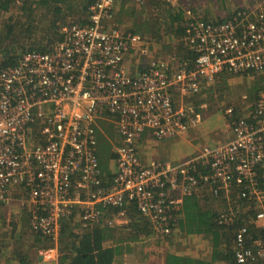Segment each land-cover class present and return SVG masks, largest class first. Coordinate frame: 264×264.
I'll return each instance as SVG.
<instances>
[{
    "label": "built area",
    "instance_id": "2783aa9c",
    "mask_svg": "<svg viewBox=\"0 0 264 264\" xmlns=\"http://www.w3.org/2000/svg\"><path fill=\"white\" fill-rule=\"evenodd\" d=\"M130 1L94 0L87 22L63 26L62 37L48 43L47 50H28L14 65L0 68V203L24 194L32 230L52 237L76 207L84 228L115 227L129 222L128 207L134 203L154 234L164 238L174 232L186 196L209 184L215 195L221 189L228 195L239 190L241 198L260 209L256 221L264 220L259 174L264 88L246 118L234 117L232 106L225 108L232 139L206 145L176 166L143 162L139 152L146 132L166 139L197 126L199 116L185 98L218 74L264 73L262 3L258 11L247 8L220 23L191 15L187 39L199 55L195 67L187 69L174 55L153 56L150 36L115 24L119 6ZM161 2L172 8L183 0ZM112 119L121 143L115 149L116 172L108 179L100 166L97 124ZM234 220V212L219 216L226 224ZM246 230L239 233V243ZM256 244L255 251H237L239 263L264 259V240ZM39 255L44 262L56 261L59 252L53 246Z\"/></svg>",
    "mask_w": 264,
    "mask_h": 264
},
{
    "label": "trees",
    "instance_id": "16d2710c",
    "mask_svg": "<svg viewBox=\"0 0 264 264\" xmlns=\"http://www.w3.org/2000/svg\"><path fill=\"white\" fill-rule=\"evenodd\" d=\"M93 1L94 0H0L1 14H7L12 10L18 9L17 14H11L8 18L3 19V27L0 28V68L14 65L19 60L22 53L28 50H47L48 43L62 37L61 29L63 26L72 22H87V8ZM161 1L162 0H155L154 2L160 5L162 4ZM184 2L186 4L190 1L183 0V4ZM244 10V8H237L234 12L232 11L230 14L223 17L216 16L214 20L208 17L204 18L220 23L232 18L238 11ZM84 14L85 17L80 19ZM129 14L133 15L134 11L129 12ZM169 16L171 17V24H173L172 30L170 31L172 36H170V38L176 40L175 42L172 41L170 45V48L174 50L172 55L177 57L180 62L184 63L187 69H192L195 67V60L199 52L191 47L189 39H187L188 34L186 28L189 20L186 19V25H183L184 17L182 11L177 14L171 13ZM41 26H43V31L46 29V35L43 36V38L39 37L37 33V28ZM143 30L149 31L148 33H152L154 36L158 35V30L155 31L152 30V28L150 30V27L144 29L142 26H138L135 31L143 32ZM157 38L160 39L158 36ZM230 76L231 75L227 73H221L216 80L219 81L222 79V83H225L226 86ZM209 90L211 91L212 88L210 87ZM258 90L254 92L256 98L260 93ZM250 93L253 94V91L250 90ZM210 94L211 92H209V95ZM198 111V108H196V112ZM234 114L236 117H240L237 109L236 112L234 111ZM200 166L199 163L198 167L203 170L202 172H206L204 171L205 169ZM259 174L264 186V178L262 179L261 176L264 175V167L259 168ZM106 176L109 177L108 179L112 177L107 173ZM208 185L209 184H207V187ZM235 191V193L238 194L239 190L236 189ZM211 196L218 204L219 211L210 209L212 206L209 207V202L206 204L204 198H199L196 193L186 196L184 205L179 209L177 214L178 217L180 212L183 211L185 217L179 219V223L177 219L178 224L174 232L164 238H158L154 234L150 222L140 214L134 203L128 207L129 222L124 226L110 228L107 224L102 223L99 225H92L82 234H79L74 231V216L71 215L62 220L61 231L57 237L44 236L33 231L30 224L32 215L29 208L30 205L24 204L22 208L24 209L25 215L22 217L19 216V218L22 219L24 224L27 223L29 225L31 233H29L28 236L35 234L37 236H34L37 238L31 245L27 244L26 246V243L22 241L23 235L16 234V228L13 227L10 238L15 239L16 248H13L12 256L18 264H35L28 250L36 252L38 248V250H40L54 246L60 254L58 256L59 260L57 259L58 264H120L118 261L123 259L124 261L122 264H136L135 262L137 261L134 256L132 257V254H130L133 253L132 243L146 239V237H155L159 241H164V239L167 238L171 240L175 231L177 229L181 230L183 227L185 228V233L188 235L205 234L207 238L211 240L212 248L209 258L194 257L189 254L176 253L168 249L169 251L166 253L164 264H245L238 262L237 251L241 248H251L255 251L257 250L256 240L261 238L264 240V226L260 227L256 223L257 213L260 209L250 207L244 211L243 208L240 207L239 210L236 205L238 204L241 206V203H243L245 199H239L236 195L232 194L228 195L224 189H221L218 195L211 193ZM15 200L22 204V202L25 201V195L20 194L15 199L11 197L8 202L0 203V206L4 208L6 206H13ZM116 210L117 209L114 208V212H116ZM225 212H234L235 220L227 224L220 222L219 216L221 213ZM2 217L3 219L5 218V216ZM243 227H247V230L243 233L244 242L239 243L238 235L243 232ZM22 232L25 235L26 230ZM3 236L4 235L0 234L1 241L4 239ZM106 241H111L112 244L104 245ZM128 260L131 261L128 262ZM250 262L256 264L257 259H249L247 264H250ZM257 264H264V259L259 258Z\"/></svg>",
    "mask_w": 264,
    "mask_h": 264
},
{
    "label": "rangeland",
    "instance_id": "374dc122",
    "mask_svg": "<svg viewBox=\"0 0 264 264\" xmlns=\"http://www.w3.org/2000/svg\"><path fill=\"white\" fill-rule=\"evenodd\" d=\"M190 1L188 3L183 4L182 6L172 7L168 8L164 2H162L161 6L157 5L154 1L146 2V4L138 5L135 0H132L129 2L128 5H122V10H118L115 14V24H118L121 28L129 29V30H136L138 26H142L144 29H147L150 27V30H158V35L154 36L152 33H148L149 31L143 30V32L135 31L138 33H141L146 36H150L151 38V45H152V55L153 56H163L168 57L171 56L174 52L172 48H170V45L172 44V41H176L175 39H171L170 31L172 30L171 24V17L169 14H177L182 11L183 17H184V23L183 25H186L187 20L190 18L191 15H199L201 14L203 17H208L209 19H212V15L218 14L216 16L223 17L225 15L230 14L232 11L234 12L237 8H250L256 6L258 3H260L259 0H187ZM263 3L264 7V1H261ZM18 10V9H17ZM16 9L12 10L10 13L7 14H1L0 13V28L3 27V19L8 18L11 14H17L18 11ZM134 11V14L130 15L129 12ZM188 11L190 13H188ZM118 13V14H117ZM208 15V16H207ZM79 17V16H76ZM85 14L80 17V19L84 18ZM187 19V20H186ZM70 20V18H69ZM46 29L43 31V26L37 28V33L39 37H42L46 35ZM138 30V29H137ZM37 36V34H36ZM157 36L160 38L158 39ZM45 41V40H44ZM46 42V41H45ZM132 60V61H131ZM146 60V59H145ZM129 61L132 63L134 61V58L130 57ZM215 78L214 82L210 84H205L203 86V89L198 93L195 94V96L191 97L190 99H187V106H196L198 108V112H201V110H204L205 108L211 109V104L214 102L215 104L217 102L221 101H228L229 106H233L238 101L241 102V99L244 98V92H247V90H252L253 92L264 88V73H253V74H246V75H237L233 76L231 75L229 78V81L231 82V85L224 84V87H222V79L216 80ZM220 82V83H218ZM212 88L210 91L209 88ZM209 92L211 94L209 95ZM207 93V96H206ZM225 94V96H224ZM209 97V98H208ZM205 98L209 99V107L206 106ZM193 101V102H192ZM211 103V104H210ZM203 105V107L201 106ZM250 106V105H249ZM248 106V107H249ZM254 105H252L253 107ZM228 107V106H227ZM234 107V106H233ZM248 107L246 108L248 110ZM226 115V114H225ZM241 115V114H240ZM238 116V115H237ZM226 118L228 120V117L226 115ZM214 117L211 118V122H213ZM224 124H220V126H223ZM97 126L98 128V155L100 151V164L102 168L109 167L110 162L108 160L105 161V156L109 154L111 143L112 145H117L118 139H119V129L115 122V119H112L108 121L106 124L104 120H99ZM197 127V126H196ZM231 130V128H230ZM188 132V131H187ZM102 138H104L103 142L101 143ZM110 140V141H109ZM111 142V143H110ZM172 142V141H171ZM204 145L200 148L201 150ZM177 149L182 151L181 155H187L189 152V148L183 144L180 143L177 145ZM200 152V151H199ZM175 160L181 159L183 156L175 155ZM173 161V160H172ZM196 194L199 196V198H204L205 203L209 202V207L212 210L219 211L218 204L214 201V198L211 196V192L209 188H200ZM207 195V196H205ZM249 204V203H248ZM6 206V205H5ZM14 206H6L1 207L0 206V234L6 235L8 238L10 237V234L12 233V228L15 227V233L16 234H22L24 233L22 231L26 230V235H29L30 228L27 223H23L22 219L19 218L22 217V211L14 208ZM253 207V205L249 204L248 207L242 206V208H245L246 211L248 208ZM2 216H5L3 219ZM13 224V225H12ZM258 226H262V222L260 224L257 223ZM185 230V228H183ZM177 229L174 233V235L171 237V240L164 239V241H160L157 243V238H147L140 240L138 242L132 243V254L131 256L135 258L138 264H157L161 260V257H164L167 253V251L171 250L174 252H177V250H181L186 252L187 254L190 253L192 249L196 250L195 248L200 247L198 250L200 252V255L202 257H205V253H209L207 251V246L209 248V244L205 241L206 238L204 235L201 234H194V235H188L184 231ZM29 237L36 239L33 235H30ZM201 238V239H200ZM261 238V237H259ZM15 239L10 240V243L7 239L8 247H11V249L16 248V244L14 242ZM27 244H32L30 242H27ZM10 244V245H9ZM208 244V245H207ZM169 249V250H168ZM30 257L33 258V260L37 259V256L35 255L34 251H29ZM39 254V250H38ZM129 255V254H128ZM127 255V256H128ZM207 256V255H206ZM131 260H128V262Z\"/></svg>",
    "mask_w": 264,
    "mask_h": 264
},
{
    "label": "crops",
    "instance_id": "0c3cea01",
    "mask_svg": "<svg viewBox=\"0 0 264 264\" xmlns=\"http://www.w3.org/2000/svg\"><path fill=\"white\" fill-rule=\"evenodd\" d=\"M259 1H260V3H258L256 6H254V8L250 7V9L258 11L259 8H260L262 0H259ZM122 5L123 4H121V6ZM121 6H119L118 9L122 10ZM262 6H263V3H262ZM216 15H218V14L212 15V18L215 19ZM229 75H232V74H229ZM219 76H220V74H218V76H216V78H218ZM233 76H237V75H233ZM231 82L232 81H227L226 84L227 85H229V84L231 85ZM224 84H223V87H224ZM262 88L259 89L258 91H261ZM254 92L252 94V93H250V90H247V92H244L245 93L244 94L245 95L244 98L241 99L242 103H239L237 101L236 104L233 105L234 107L232 106L235 112H236V109L239 111L238 115L240 117H245L246 118V116H249V114L254 109V106L252 107V105H255V102L257 100V98L255 97ZM193 96H195V94L190 96V97H188V98H185V100L187 101V99H190ZM206 96H207V93H206ZM224 96H225V94H224ZM209 101H210L209 99L205 98V103H206V106H208V107H209ZM229 104H228V101L226 102L224 100L221 101V102H217L216 104L213 102L211 104V109L210 108H205L204 110H201V112H196V108L194 106V112L196 114H198V116H199L198 118L200 119L199 123H198L197 127L195 126V127L189 128L188 132H186L182 136L166 138V139H156V138H154V136L152 134H150V132H146L143 135L141 141L139 142V147H140L139 148V152L141 154L143 162H146V163L149 162L150 163L153 160H161V161L167 162L169 165L176 166V165H179L181 162H183L186 159L196 157L200 153L199 152V151H201L200 148L204 145V143H205V145L213 146V145H215L217 143H222V142H225V141H227L229 139H232L234 135L232 133V130H230V125H229L228 120H227L226 115H225V108L227 106H229ZM201 106L203 107V105H201ZM247 107H248V110L246 109ZM195 113H193L194 116H195ZM212 117H214L213 122H211V118ZM234 117H236L235 114H234ZM104 121L107 124L108 121H110V120H108V121L104 120ZM222 123L224 125L220 126V124H222ZM103 140H104V138H102L101 143L103 142ZM118 142L119 143L117 145H112V143L110 142L111 146L109 147L110 148L109 154L107 156H105V161L108 159L110 164H109V167H107L105 169L102 168V172L105 173V174L107 173L109 176H113V174L116 172V151H115V149L121 143L120 135H119ZM180 143L185 144L189 148V152L185 156L181 155L182 151L177 149V145H179ZM175 155H180V156H183V157L181 159L175 160L174 159L176 157ZM261 167L262 168L264 167V161L262 162ZM263 178H264V175H262V179ZM235 192L236 191H234L232 193V195H236L237 198L242 199L238 195L239 192H238V194L235 193ZM14 205H16V206H14V208H17L18 210L20 208V210L22 211L21 216H24L25 212H24V209L22 208L23 205L17 200H15V204ZM236 206L240 210V207H242V206L248 207L249 204H248L247 201H244L243 203H241V206L238 205V204ZM244 209L245 208H243V210ZM80 214H81V209L79 207H76L74 209V212H73L72 216H74V219H73L74 231L79 233V234H82L85 230H87V228H84L82 226L81 220H80ZM184 217H185V215H184L183 211H181L180 214L177 217L178 223H179V219H183ZM260 222H262V226H264V221H256V223H258V224H260ZM108 227H110V226H108ZM110 228H113V227H110ZM182 229H183V227H182ZM182 229H181V234H184V233H182V231H184ZM201 235L205 236V238H206L205 241L207 243L209 241L211 242V240L209 238H207V236L205 234H201ZM35 236H37V235H35ZM3 237H4V239L2 241L0 240V257H1V261L0 262H1V264H18V262L12 256L13 249H11V247H8V244H7L8 243L7 239L9 241V243H10V240L12 241V239L10 237L8 238L6 235L3 236ZM22 241L25 242V243H26V241L32 243V242H35V239L31 238V237H29L28 235L25 234V235L22 236ZM158 242H160V241L157 239V243ZM110 244H112L111 241H106L104 243V245H110ZM26 246H27V243H26ZM211 248H212V245L209 244V248L207 246L206 250L207 251L210 250V251H209V253L208 252L205 253L207 255V256L205 255V257L209 258L210 252H211ZM38 249L35 252V255L37 256V259L36 260L34 259L35 264H58L59 258L56 261L52 260V261L44 262L41 259L40 255L38 254ZM195 249L196 250L192 249L190 251L189 255L194 256V257H202L200 255V252L198 251L200 249V247H197ZM176 253L187 254L186 252L181 251V250H177ZM164 255L165 256L161 257V260L159 262H157V264H164L165 258H166V254H164ZM121 261H118V262H120V264H122L124 259L121 260ZM136 264H138V263H136ZM220 264H222V263H220Z\"/></svg>",
    "mask_w": 264,
    "mask_h": 264
},
{
    "label": "clouds",
    "instance_id": "9594fccd",
    "mask_svg": "<svg viewBox=\"0 0 264 264\" xmlns=\"http://www.w3.org/2000/svg\"><path fill=\"white\" fill-rule=\"evenodd\" d=\"M246 75V74H245ZM262 176V175H261ZM262 221H264V220H262Z\"/></svg>",
    "mask_w": 264,
    "mask_h": 264
}]
</instances>
